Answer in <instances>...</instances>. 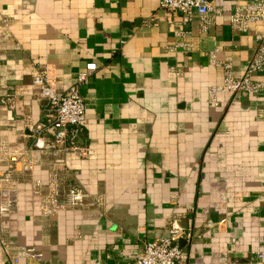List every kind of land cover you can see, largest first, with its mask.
I'll return each instance as SVG.
<instances>
[{
  "label": "crops",
  "instance_id": "crops-1",
  "mask_svg": "<svg viewBox=\"0 0 264 264\" xmlns=\"http://www.w3.org/2000/svg\"><path fill=\"white\" fill-rule=\"evenodd\" d=\"M209 1L222 15L179 35L159 0H0V264H131L172 221L194 236L186 264H264V87L210 99L260 27H230L247 0ZM88 63L62 151L30 131L48 117L32 76L64 91Z\"/></svg>",
  "mask_w": 264,
  "mask_h": 264
},
{
  "label": "built area",
  "instance_id": "built-area-1",
  "mask_svg": "<svg viewBox=\"0 0 264 264\" xmlns=\"http://www.w3.org/2000/svg\"><path fill=\"white\" fill-rule=\"evenodd\" d=\"M159 4L164 10L179 13L181 20L176 30L179 35L186 34L184 27L194 14L199 18L202 32L207 30L209 13H213L216 17L222 15V11L213 8L209 0H159ZM229 23L233 31L241 33L247 32L250 25H258L260 30L256 36L257 46L242 74L234 73L230 63H222V83L210 91V99L213 102H215V95L221 91H227L233 95L238 93L257 95L264 87L261 82L255 80V77L264 74V0H247L244 6L235 7L229 16ZM8 24L3 21L2 34L8 32ZM211 59L215 61V52L211 54ZM95 70V63L86 64L85 69L77 75L75 82L64 91H58L52 86L46 69L39 70L32 76V84L39 89V96L48 100L46 123L30 128L33 135L36 137L48 135L54 147L62 151L75 148L73 144H69V129L80 127L84 122V101L80 87L88 82L89 76ZM10 160L14 162V158ZM35 185L39 187L42 183L36 180ZM56 187L54 181L48 184L50 194L46 205L51 212H57L63 208L56 199L58 196ZM207 225L212 226L210 222ZM193 239L190 229L182 228L172 221L168 225L167 236L146 242L140 255L131 264H186V256L183 248L180 247V242L183 241L186 246H189Z\"/></svg>",
  "mask_w": 264,
  "mask_h": 264
},
{
  "label": "water",
  "instance_id": "water-1",
  "mask_svg": "<svg viewBox=\"0 0 264 264\" xmlns=\"http://www.w3.org/2000/svg\"><path fill=\"white\" fill-rule=\"evenodd\" d=\"M40 102L43 103L45 106L48 105V100H47V98H42Z\"/></svg>",
  "mask_w": 264,
  "mask_h": 264
}]
</instances>
